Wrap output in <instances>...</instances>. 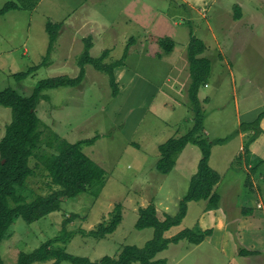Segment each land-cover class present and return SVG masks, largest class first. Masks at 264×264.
<instances>
[{
  "label": "rangeland",
  "instance_id": "1",
  "mask_svg": "<svg viewBox=\"0 0 264 264\" xmlns=\"http://www.w3.org/2000/svg\"><path fill=\"white\" fill-rule=\"evenodd\" d=\"M7 1L0 0V8ZM188 1L190 4L182 0H38L31 10L15 9L0 15V90L10 88L24 97L33 93L40 80L77 76L78 60L87 42L94 58L107 50L106 63L121 59L127 49L124 65L114 70L118 84L115 97L108 75L91 64L84 65L79 85L42 91L46 97L36 107L41 132L38 152H52L47 142L53 140V133L71 143L98 136L82 151L104 169L105 180L97 192L95 187H88L74 198H61L59 210L32 223L15 218L0 243L4 264H15L19 252H31L59 235L66 217L73 216L66 225L69 239L54 246L95 261L105 255L115 256L125 245L142 247L152 238L153 228L135 226L139 207L154 203L160 219L165 213H176L196 171L200 149L187 144L166 174L156 169V163L158 146L170 137L185 134L193 124L186 55L190 33L205 45L199 56L211 62L198 98L205 113L203 135L212 141L209 165L222 180L216 189L218 202L228 208L227 217L233 224L238 223L239 230L236 226H228L224 232L211 229L209 236L213 234L214 241L191 244L182 240L169 244L155 259H162V264H264V252L254 254L256 251L248 250L252 248L247 244L251 231L244 222L250 217L242 223L237 211L247 205L253 216L262 215L263 210L256 208L255 202L262 192L264 163L254 173L250 170L254 164L249 166L250 162L245 161L264 159V119L256 130L235 133L241 123L253 121L264 111V0ZM219 14L226 15L223 27ZM239 15L244 17L243 24L234 33L233 19L238 20ZM49 21L59 27L48 54ZM166 33L178 37L169 53L158 44ZM30 67L35 69L24 79L14 77ZM11 120L12 109L0 106V140ZM248 136H253L256 144L251 148L249 143V151L245 152ZM226 137L223 143L216 142ZM29 164L34 173L23 190L26 199L57 188L36 158L31 157ZM248 176L250 185L246 184ZM251 193L255 196H248ZM117 204L122 220L114 232L104 238L88 234L110 220ZM204 208L205 201L188 202L185 217L165 236L186 228L210 229L200 221ZM261 221L263 235L258 230L252 232L264 238V218ZM243 249L250 251L248 257L241 253Z\"/></svg>",
  "mask_w": 264,
  "mask_h": 264
},
{
  "label": "trees",
  "instance_id": "2",
  "mask_svg": "<svg viewBox=\"0 0 264 264\" xmlns=\"http://www.w3.org/2000/svg\"><path fill=\"white\" fill-rule=\"evenodd\" d=\"M17 1H7L0 8V15L15 9L31 10L38 0ZM58 27L59 25L50 21L46 24V31L50 36L48 54L56 39ZM190 35L191 39L187 45L186 55L191 77L188 98L194 113L193 124L185 134L170 137L158 146L159 158L156 163V169L160 173L166 174L173 169L176 155L187 144L195 145L200 149L201 157L196 171L190 177L186 194L179 200L176 213L174 215L165 213L164 218L160 219L154 203L139 207L135 226L138 229L153 228L152 238L146 241L142 247L125 245L115 256L105 255L95 261L75 256L60 246H54L56 243H66L69 239L70 233L67 231L66 225L73 220V216L66 217L62 222L59 235L47 239L31 252H19L15 264H32L48 259L54 260L52 264H61L62 261H69L73 264H162L163 260L155 259V257L169 244H176L182 240L191 244H199L211 234V229L186 228L171 237L165 236L171 227L180 224L185 217L188 202L205 201L204 211H209L217 209L219 201L216 186L220 181V176L209 165L212 141L203 135L205 113L198 98L199 88L206 84L210 74L211 62L207 57L199 56L205 48L202 41L194 37L192 33ZM132 40L133 38H131ZM158 44L165 53L171 52L174 46L168 37L160 38ZM90 47V42H87L78 60L79 73L75 77L60 75L40 80L33 93L27 97L19 95L10 88L0 90V106L12 109V120L7 124L5 135L0 140V243L7 236L9 227L15 218L21 217L27 223H32L59 210L61 198H74L79 193L86 191L88 187H95L97 192L104 183V169L82 151L83 146L92 145L98 136L71 143L66 139H59L53 133V140L47 142L48 146L52 147V152H38L41 132L36 107L39 101L46 97L42 91L61 86L79 85L84 77V65L91 64L96 70L108 75L112 96L115 97L118 93L114 70L116 67L124 65L127 49L121 59L106 63L104 58L107 50L103 51L101 56L94 58L89 53ZM34 69L35 67H30L25 72L16 73L14 77L17 80H22ZM262 118H264V111L260 112L253 121L241 123L235 133L258 129ZM226 139L227 137L218 138L216 142L223 143ZM253 140V136H248L245 139L243 146L245 152L248 150V144ZM31 157L39 161L46 170L50 183L57 188L46 195L37 194L28 200L23 190L28 178L34 173L33 167L29 164ZM249 162L248 159L245 161L247 164ZM263 163L264 159L254 162L250 170L255 173ZM35 166L37 167L38 163ZM248 177L246 184L250 185V177L249 179ZM251 211L250 206L242 205L241 213L243 215H249ZM121 220V208L117 204L110 220L105 224L100 223L88 234L95 238H104L114 232ZM241 253L249 255L250 251L243 249ZM0 264H4L1 255Z\"/></svg>",
  "mask_w": 264,
  "mask_h": 264
},
{
  "label": "crops",
  "instance_id": "3",
  "mask_svg": "<svg viewBox=\"0 0 264 264\" xmlns=\"http://www.w3.org/2000/svg\"><path fill=\"white\" fill-rule=\"evenodd\" d=\"M40 1V0H39ZM182 1H184L185 2V4H190L189 3V1L188 0H182ZM194 1V0H193ZM196 1H199V2H201V1H203V0H196ZM38 4V2H36V5ZM35 5V6H36ZM243 14H244V10L243 11H241ZM219 16V17H218ZM217 17H218V21L221 23V26L223 27L224 26V23H223V20H225V18H226V15L225 14H223V15H221V14H219ZM223 16V17H222ZM243 18L244 17H241L240 18V15H239V18H238V20H234L233 19V23L235 24V26H236V30H234L233 32L234 33H237V28H238V26L239 25H241V24H243ZM217 22V21H216ZM173 25H178V22H174V24ZM166 37H169L171 40H172V42L174 43V45L176 44V41H177V39H178V37H177V35L176 34H173V33H171V34H167L166 33ZM213 37L215 38V35H213ZM157 41V40H156ZM204 42V41H203ZM205 43V42H204ZM207 47V46H206ZM264 118H262L261 119V121L263 120ZM260 121V123H262ZM241 133V132H240ZM241 138H242V135L241 134H238ZM242 141V140H241ZM253 143L254 144H256V141H253V142H251V148H252V146H253ZM239 149L241 150L242 149V145L239 147ZM253 150V149H252ZM254 163V161L253 160H251L250 159V164H248L249 166H251V164H253ZM244 164V166H245V163H243ZM260 168V167H259ZM259 170V169H258ZM257 170V171H258ZM222 180H220V182H221ZM219 182V183H220ZM219 183H218V185L216 186V189L219 187ZM263 187H264V182H263ZM262 187V192L261 193H258L257 194V201L255 202L256 203V208H259V209H261V210H263L262 211V215L261 216H253V214H252V211H251V213L249 214V216H247V217H245L242 213H241V209H239L238 208V212H240V216H241V219H240V221L243 223V219L244 220H246V219H248V217H250L246 222H244V223H247V228L251 231V238H250V240H248L247 241V244L249 245V246H251L252 248H250V249H248V250H250V251H256V253H254V254H257V252H264V244H263V246L262 247H260V245H262V243H264V238H263V236H259V237H257V235L255 234V233H253L252 232V229L253 230H258V234L259 235H263L262 234V231H261V228L263 227L262 225H263V222L261 221L263 218H264V200H263V197H262V195L261 194H264V188ZM228 190V189H227ZM230 190V189H229ZM243 190V189H242ZM244 191V190H243ZM224 192V191H223ZM220 195V194H219ZM248 196H255V195H253L252 193L250 194V195H248ZM220 197V196H219ZM219 201H220V198H219ZM218 204H219V207L217 208V209H214V210H209V211H204V209L202 210V213H201V215H200V221H202L203 223H204V225H205V227L207 228V227H211L210 229H212V230H214V229H217V230H219V229H223V232H224V230H226V229H228V228H226V227H233V226H236V228L239 230V227H238V223H236V224H233V222H231L230 221V219L227 217V211H228V208H226V209H224V208H222V203L221 202H218ZM258 205H260V206H258ZM221 209V210H220ZM251 210H252V208H251ZM251 215V216H250ZM242 226H243V224H242ZM260 226H262V227H260ZM206 228H203V229H206ZM219 232H217V234H218ZM228 233V232H227ZM228 236H229V233H228ZM216 237H214V235L212 234L211 236H207L205 239L207 240V241H210L211 240V242L212 241H214V239H215ZM205 240V241H206ZM226 240H227V238H226ZM220 242V241H219ZM219 242H217L216 244H218ZM228 247H229V245H228ZM230 248V247H229ZM251 249H254V250H251ZM229 251V250H228ZM229 257H231L232 255H230V253L228 252V254H227ZM247 257H248V255H246ZM255 256H260L259 254L258 255H254V257Z\"/></svg>",
  "mask_w": 264,
  "mask_h": 264
},
{
  "label": "built area",
  "instance_id": "4",
  "mask_svg": "<svg viewBox=\"0 0 264 264\" xmlns=\"http://www.w3.org/2000/svg\"><path fill=\"white\" fill-rule=\"evenodd\" d=\"M258 206H260V205H258Z\"/></svg>",
  "mask_w": 264,
  "mask_h": 264
}]
</instances>
